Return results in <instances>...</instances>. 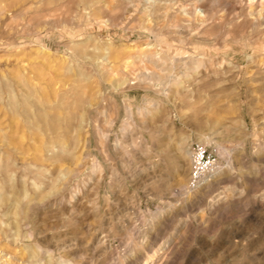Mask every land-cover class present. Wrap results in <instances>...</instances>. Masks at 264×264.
<instances>
[{"label":"rangeland","instance_id":"rangeland-1","mask_svg":"<svg viewBox=\"0 0 264 264\" xmlns=\"http://www.w3.org/2000/svg\"><path fill=\"white\" fill-rule=\"evenodd\" d=\"M0 264H264V0H0Z\"/></svg>","mask_w":264,"mask_h":264},{"label":"built area","instance_id":"built-area-1","mask_svg":"<svg viewBox=\"0 0 264 264\" xmlns=\"http://www.w3.org/2000/svg\"><path fill=\"white\" fill-rule=\"evenodd\" d=\"M190 170L187 188L200 187L217 167V154L214 149L200 141H191L188 146Z\"/></svg>","mask_w":264,"mask_h":264},{"label":"bare ground","instance_id":"bare-ground-1","mask_svg":"<svg viewBox=\"0 0 264 264\" xmlns=\"http://www.w3.org/2000/svg\"><path fill=\"white\" fill-rule=\"evenodd\" d=\"M229 137H230V136H229ZM200 142H201V141H200ZM60 149H61V148H60ZM187 154H188V148H187ZM216 168H217V167H216ZM220 169H221V168H220ZM215 170H216V169H215ZM215 170H214L213 172H215ZM213 172L211 173V175L213 174ZM220 174H221V172H219V171H216V172H215V175H216V176H217V175L219 176ZM211 175H210V176H211ZM210 176H209V177H210ZM209 177H208V178H209ZM208 178H207L206 180H208ZM206 180H205V181H206ZM98 240H99V239H98Z\"/></svg>","mask_w":264,"mask_h":264}]
</instances>
